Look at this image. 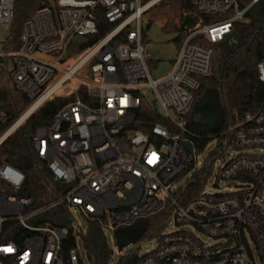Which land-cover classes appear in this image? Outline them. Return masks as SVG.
I'll return each mask as SVG.
<instances>
[{
    "label": "built area",
    "instance_id": "1",
    "mask_svg": "<svg viewBox=\"0 0 264 264\" xmlns=\"http://www.w3.org/2000/svg\"><path fill=\"white\" fill-rule=\"evenodd\" d=\"M14 1L0 0V25L6 29ZM162 1L54 0L52 8L24 20L15 49H0V59L10 58L14 88L30 100L0 135V145L47 102L71 95L85 98L64 104L32 137L35 154L56 181L68 186L63 196L34 205L33 197L17 194L23 171L0 165V182L15 191L1 188L0 264H83L76 241L82 231L72 224L76 210L114 239L115 231L130 228L134 233L142 219L160 211L165 212L162 222L172 216L176 229L164 222L156 247L137 264H264V108L225 126L220 133L224 149L231 146L237 154L214 169L212 162L198 160L187 119L200 79L212 71L214 44L223 42L260 0L245 5L240 0H186L201 16L223 18L199 19L188 27L172 70L154 79L141 22ZM99 7L113 27L77 57H69L67 49L76 37L98 33ZM256 66L257 78L264 82V59ZM148 107L162 121L145 133L136 125L151 123ZM7 120L0 106V124ZM205 169L200 195L183 201L180 191ZM213 172L214 185L234 180L235 187L207 192ZM62 202L71 213L72 233L43 219ZM70 237L74 246L65 249Z\"/></svg>",
    "mask_w": 264,
    "mask_h": 264
},
{
    "label": "trees",
    "instance_id": "2",
    "mask_svg": "<svg viewBox=\"0 0 264 264\" xmlns=\"http://www.w3.org/2000/svg\"><path fill=\"white\" fill-rule=\"evenodd\" d=\"M54 0H15L13 19L8 27L9 35L5 42L8 49H15L20 40L22 24L35 11L53 6ZM245 5L249 0H240ZM179 4L181 10L189 12L180 14V25L177 29V46L186 37V29L193 26L199 19L204 22L217 20V16H201L195 8L186 0H163L162 6ZM175 10V7L167 11ZM183 12V13H184ZM98 33L75 39L67 49L68 56L71 52H79L94 44L97 40L109 31L113 24L104 18V7H99L96 13ZM197 39H195L196 41ZM145 42V39H144ZM206 45L207 42L200 41ZM216 54L212 62L211 73L200 79V87L194 92L193 105L187 114L188 127L192 131V138L201 152L208 142L213 138L223 141L225 135L221 131L229 123L242 117L245 112H254L264 108V82L257 78V62L264 59V0L256 2L245 13V18L233 24L231 34L223 42L214 44ZM2 59H0L1 61ZM2 69L3 66L1 67ZM15 89V88H14ZM19 92V91H18ZM5 102L3 109L8 114V120L0 124V135L16 120L19 113L29 104L30 100L20 92L15 99L9 91L3 92ZM85 100L82 95H71V97H57L44 104L38 111L32 114L22 125L17 127L0 145V165L8 163L21 169L24 173V180L21 188L27 195L34 198V205H41L56 200L63 196L68 186L53 178L44 161L36 154L32 146V137L41 126L47 125L54 114L67 102L73 99ZM149 110L152 117L150 124H139L137 128L145 133L150 132V126L157 121H162L160 115ZM193 110L202 112V122H193ZM219 152H222L221 149ZM219 152H215L219 155ZM208 170L197 171L192 180H189L185 189L180 191L183 201H187L200 195L203 189V174ZM1 188L6 192L15 193L12 189L5 188L0 182ZM165 212L149 218L142 219L141 224L135 230V242L142 238L159 234L164 227L162 217ZM55 225L65 226L72 233L71 213L64 202L57 204L50 211L43 215ZM82 241L86 258L93 264H107L111 249L106 236L100 227L90 223V226L79 234ZM74 246L73 238L65 243V249ZM121 257V264H137L138 257L124 254Z\"/></svg>",
    "mask_w": 264,
    "mask_h": 264
},
{
    "label": "rangeland",
    "instance_id": "3",
    "mask_svg": "<svg viewBox=\"0 0 264 264\" xmlns=\"http://www.w3.org/2000/svg\"><path fill=\"white\" fill-rule=\"evenodd\" d=\"M175 5V4H171ZM170 5V6H171ZM170 6H162L161 4L157 5L149 11L148 13L144 14L142 17V34L144 35L145 42L149 51L152 53V62H151V69H152V77L159 78L164 76L168 72L172 70V60L176 57L177 53V41L176 37L177 28L179 27V19L176 17V13L173 11H161L160 8L170 7ZM170 9V8H169ZM181 10L180 14H188L189 12ZM223 16L218 17L217 20L222 19ZM9 27V26H8ZM0 25V49L5 50L6 47V40L9 35V31ZM80 37H76L78 39ZM3 40V41H2ZM69 57H77L79 54L78 52L74 51L70 53ZM3 66L4 69L1 67ZM11 67L10 58H2L0 61V98H5L3 92L9 91L10 94L17 99L20 96V92L14 89L12 80L9 77V70ZM26 108V107H25ZM24 108V109H25ZM24 109L19 113V115L24 111ZM193 115V113H191ZM18 115V116H19ZM199 120V119H198ZM221 149L222 152H219ZM215 152H219L220 154L217 155ZM237 154L236 150L233 149L231 146H227L224 149V143L219 140L218 138H213L208 142V145L199 153L198 160L201 162H212V169L214 166L223 165L227 160L232 158ZM16 167V166H15ZM190 175L187 176V178ZM184 181L179 183L178 185L183 186ZM215 183V175L214 172L210 174L209 179L205 185L207 192H216V191H228L230 188H234L236 181H219L217 184L218 186L214 185ZM165 226L169 230L176 229L177 225L173 222V217H167L164 221ZM72 224L77 228H81V231L84 232L89 226L90 223L80 214L79 211L73 212L72 217ZM189 228V227H185ZM79 231L77 232V235ZM158 236H150L146 238H142L141 241L135 242L131 241L129 245L120 249L121 256L124 254H129L130 256L134 257H142L146 252L150 249L156 247L158 243ZM77 249L78 252L83 259V264H93L89 262L86 258L82 241H80L79 236L77 237ZM107 241L112 253L110 254L109 260L107 264H121L119 262L118 257V245L116 240L110 235H107Z\"/></svg>",
    "mask_w": 264,
    "mask_h": 264
},
{
    "label": "water",
    "instance_id": "4",
    "mask_svg": "<svg viewBox=\"0 0 264 264\" xmlns=\"http://www.w3.org/2000/svg\"><path fill=\"white\" fill-rule=\"evenodd\" d=\"M4 102H5V98H0V106L1 107L4 106ZM192 119H193L194 123L198 122L197 113H193ZM16 166H18V165L16 164ZM17 194H19L21 196L27 195V193L24 191L23 188H19L17 190ZM114 237H115V240L117 241V245L119 246L120 249L126 247L127 245H129V243L131 241H135V239H136V236L131 233L130 228H125V230L115 231Z\"/></svg>",
    "mask_w": 264,
    "mask_h": 264
},
{
    "label": "crops",
    "instance_id": "5",
    "mask_svg": "<svg viewBox=\"0 0 264 264\" xmlns=\"http://www.w3.org/2000/svg\"><path fill=\"white\" fill-rule=\"evenodd\" d=\"M172 7H175V10L173 11V10H171V11H173V12H175L176 13V17H178V19H179V25H180V5L179 4H175V5H171L170 7H164V8H160L161 9V11L163 12V11H167V10H169V8L171 9ZM170 11V12H171ZM178 29V28H177ZM146 43V42H145ZM147 45V44H146Z\"/></svg>",
    "mask_w": 264,
    "mask_h": 264
},
{
    "label": "flooded vegetation",
    "instance_id": "6",
    "mask_svg": "<svg viewBox=\"0 0 264 264\" xmlns=\"http://www.w3.org/2000/svg\"><path fill=\"white\" fill-rule=\"evenodd\" d=\"M193 113H197V119H199L198 121L202 122V112L200 110H193ZM132 233V231H131ZM134 235V233H132Z\"/></svg>",
    "mask_w": 264,
    "mask_h": 264
},
{
    "label": "bare ground",
    "instance_id": "7",
    "mask_svg": "<svg viewBox=\"0 0 264 264\" xmlns=\"http://www.w3.org/2000/svg\"><path fill=\"white\" fill-rule=\"evenodd\" d=\"M24 117H22L18 122H20ZM13 128V127H12Z\"/></svg>",
    "mask_w": 264,
    "mask_h": 264
}]
</instances>
